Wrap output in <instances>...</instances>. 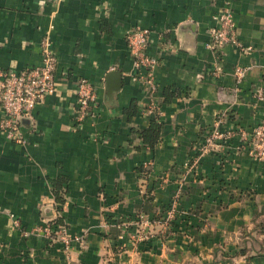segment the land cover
<instances>
[{"label":"crops","instance_id":"obj_1","mask_svg":"<svg viewBox=\"0 0 264 264\" xmlns=\"http://www.w3.org/2000/svg\"><path fill=\"white\" fill-rule=\"evenodd\" d=\"M226 1L0 0V70L40 65L45 37L58 59L56 90L23 123L25 143L0 130V264H264V161L235 138L190 168L212 128L264 123V101L253 96L264 92V0H229L249 54L207 47ZM136 26L150 32L159 62L155 92L133 79L127 35ZM236 67L247 69L240 85ZM79 78L96 87L97 107L74 130ZM150 102L158 115L142 113ZM155 120L152 148L141 132ZM178 190L169 229L136 244L137 216L164 218ZM58 209L69 234L85 238L69 252L43 233Z\"/></svg>","mask_w":264,"mask_h":264},{"label":"built area","instance_id":"obj_2","mask_svg":"<svg viewBox=\"0 0 264 264\" xmlns=\"http://www.w3.org/2000/svg\"><path fill=\"white\" fill-rule=\"evenodd\" d=\"M215 25L209 30L210 39L207 47L216 53H222L229 46H234L242 54H249L251 46H246L240 40V33L234 19L232 2L226 1L219 12L213 16ZM127 44L133 59L135 74L133 79L145 83L152 92L157 90L155 81V68L158 59L149 54L150 32L139 26L134 27L127 35ZM42 62L35 67L24 70H0V130L5 137L16 143L24 144L22 134L23 123L34 121V111L37 106L43 104L47 97L51 96L57 86L56 69L58 59L51 48V41L45 37L41 42ZM217 69L215 75L221 73ZM247 69L236 67L234 75L237 85H240L246 77ZM253 96L264 101V92L258 90ZM97 89L94 84L86 79L77 80V99L74 106L73 129L77 130L85 121L94 114L97 107ZM142 113L147 116L158 115L160 106L155 102L143 104ZM226 115L221 116V122ZM238 138L237 150L245 152L250 158L256 161H264V123H260L250 130L243 128H229L220 130L219 127L212 128L197 148V154L190 162V168L195 169L204 156L220 151L222 146ZM145 173L152 171V163L143 165ZM182 192L178 190L172 198V204L164 218L150 220L143 214H139L131 224L135 230L131 238L136 244H140L154 237L157 232L155 227H161L160 233L165 232L176 218L178 204ZM60 212L56 218H59ZM51 221L43 233L51 244L60 245L66 252H69L72 243H85V238L79 235H70L68 226L55 224ZM16 225L19 223L16 221ZM27 234V233H25Z\"/></svg>","mask_w":264,"mask_h":264},{"label":"trees","instance_id":"obj_3","mask_svg":"<svg viewBox=\"0 0 264 264\" xmlns=\"http://www.w3.org/2000/svg\"><path fill=\"white\" fill-rule=\"evenodd\" d=\"M134 108L129 112L130 115L134 114ZM160 130H161V124L157 122L156 120L153 121L150 124V127L144 131L141 132L142 138L144 142L150 147L154 148L156 144L159 142L160 138ZM63 180L62 181H56L53 185V193L56 199V202L58 205H62L65 201V196L67 193V188L63 186ZM60 211V209H58ZM55 224H63V220L61 217L56 218L54 221Z\"/></svg>","mask_w":264,"mask_h":264}]
</instances>
